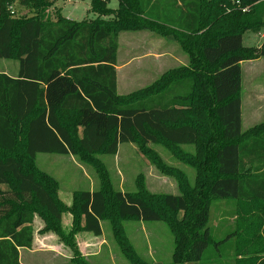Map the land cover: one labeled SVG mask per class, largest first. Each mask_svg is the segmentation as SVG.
<instances>
[{"label": "trees", "instance_id": "trees-1", "mask_svg": "<svg viewBox=\"0 0 264 264\" xmlns=\"http://www.w3.org/2000/svg\"><path fill=\"white\" fill-rule=\"evenodd\" d=\"M54 1L0 0V59L18 62L16 75L0 72V264H22L19 251L32 246L36 214L45 230L61 235L66 206L57 197V181L37 167L38 153L114 155L123 143L139 142L143 149L161 140L196 147L195 187L182 183L181 194L157 197L160 205L107 187L77 191L75 227L101 235L102 221L111 220L134 264L148 263L130 252L122 225L127 219L168 221L175 244L171 264H202L211 249L229 244L248 255L235 264H264V122L241 128V62L254 53L264 56V41L247 47L243 35L255 27L249 20L264 0H180L187 13L177 28L152 17L145 0H119L108 10L111 18H103L106 0H92L98 16L81 21L62 14L46 18ZM17 2L33 12L17 13ZM142 29L175 35L188 65L121 96L118 35ZM222 199L244 204L242 215L256 221L236 240V232L212 236L211 202ZM249 204L257 208L246 211Z\"/></svg>", "mask_w": 264, "mask_h": 264}, {"label": "rangeland", "instance_id": "rangeland-1", "mask_svg": "<svg viewBox=\"0 0 264 264\" xmlns=\"http://www.w3.org/2000/svg\"><path fill=\"white\" fill-rule=\"evenodd\" d=\"M103 18H111L109 8L117 9L119 0H106ZM92 0H55L46 9L45 17L55 20L62 14L77 21L98 16L91 11ZM17 13L29 15L31 7L19 2L13 5ZM249 20L255 27L243 35V44L247 47H259L264 41V5L256 7ZM147 30V29H142ZM130 30H125L127 32ZM140 31V30H137ZM150 31V30H149ZM138 35V33H134ZM158 34V33H157ZM173 49V48H171ZM178 50V49H177ZM179 52L180 51L179 49ZM122 49L120 60L125 56ZM187 56V54H186ZM184 57L186 61L188 57ZM0 59V70L17 73L18 62ZM138 64H130L120 71L118 93L126 96L137 90L152 85L168 70L184 66L183 64L146 65L150 73L142 75L135 72ZM188 65V64H186ZM137 68V67H136ZM135 68V69H136ZM242 68V130H249L264 122V56L256 53L241 62ZM132 72L129 77L128 73ZM153 73V75H152ZM13 74V75H15ZM74 115L65 118L74 120ZM193 117L190 113L189 120ZM64 118V119H65ZM82 128L78 135L81 136ZM139 142L120 144L118 152L110 155L101 151L87 156L84 154L64 155L56 153H38L37 167L51 175L58 184L57 197L66 209L61 219V235L52 230H45L43 218L36 214L33 223V242L29 249H20V259L24 264H134L114 233L111 220L102 221L103 233L94 235L75 227L74 194L81 190H97L101 187L113 190L129 191L148 196L156 205L157 197L164 194H181L183 184L189 188L196 185L197 168L193 161L196 153L194 145L171 146L165 141L148 143L142 149ZM142 149V150H141ZM6 189V185H2ZM244 204H237L232 199L213 200L211 202L209 225L214 239H222L227 233L236 232L235 240L247 224L256 223L248 212L242 215ZM262 206V205H260ZM257 205L249 204L245 210H255ZM183 212H179V217ZM167 217L168 214L166 213ZM125 235L131 251L148 264H171L174 251V234L167 220L144 222L135 219L122 221ZM251 234L257 229H247ZM260 234V232L258 231ZM256 234V233H255ZM253 245V244H251ZM249 250V249H248ZM254 250H257L254 247ZM235 253L231 244L219 250L211 249L202 264H235L237 259L247 257Z\"/></svg>", "mask_w": 264, "mask_h": 264}, {"label": "crops", "instance_id": "crops-1", "mask_svg": "<svg viewBox=\"0 0 264 264\" xmlns=\"http://www.w3.org/2000/svg\"><path fill=\"white\" fill-rule=\"evenodd\" d=\"M144 3L152 17L167 19L169 23L174 24L171 25L173 28L179 26L178 23L187 13L185 9L181 10L183 8V3H181L180 0H145ZM134 33H138V35H135ZM118 45L119 48L116 65L118 88L120 71L124 68L123 66L127 67L130 64H138L136 66L137 68H134V71L140 72L139 74L142 75L143 70L145 69L144 67L148 64H151L149 65L151 68L152 64H188V58L185 61L183 57L188 56H186V53L183 51L173 34L162 36L149 30L122 31L118 35ZM122 49H124L126 53L124 58L122 57V60H120L119 54L122 52ZM179 49L182 52H179ZM5 63L6 60H3V63L1 64ZM0 72L9 75L15 74H11L6 70H0ZM148 72L150 73L149 69H145V73ZM128 75L130 77L132 72H129ZM20 262L24 264L21 259Z\"/></svg>", "mask_w": 264, "mask_h": 264}]
</instances>
